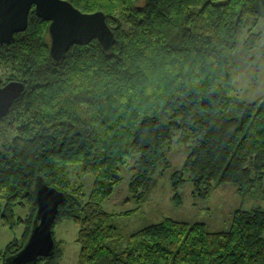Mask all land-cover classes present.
Listing matches in <instances>:
<instances>
[{
  "label": "trees",
  "instance_id": "obj_1",
  "mask_svg": "<svg viewBox=\"0 0 264 264\" xmlns=\"http://www.w3.org/2000/svg\"><path fill=\"white\" fill-rule=\"evenodd\" d=\"M67 1L101 11L115 42L108 52L95 40L74 44L55 62L49 22L31 7L26 29L0 44V86L24 84L0 118V225L22 227L0 258L28 239L40 178L64 200L51 225L53 251L35 264H59L63 242L53 225L62 219L77 226V264H264L260 208L234 210L220 232L164 218L128 235L102 208L124 169L139 208L157 168L170 167L172 140L190 143L182 168L169 174L174 203L186 179L199 197L233 184L238 195L264 199V94L249 103L232 96L233 54L240 40L245 50L258 46L264 0ZM69 165L93 178L87 197Z\"/></svg>",
  "mask_w": 264,
  "mask_h": 264
},
{
  "label": "rangeland",
  "instance_id": "obj_2",
  "mask_svg": "<svg viewBox=\"0 0 264 264\" xmlns=\"http://www.w3.org/2000/svg\"><path fill=\"white\" fill-rule=\"evenodd\" d=\"M138 4L141 5L142 0ZM259 22L253 30V32L261 34L258 46L252 50H245L240 40L233 54L237 64L238 77L232 96L245 103L252 102L264 94V24ZM189 144L177 143L172 140L166 155L170 167L167 169L161 166L157 168L154 175L155 186L147 196V200L139 208H137L136 200L129 197L126 188L130 174L127 169L122 170V181L115 187L112 197L104 200L102 204L103 210L112 214L110 222L117 225L122 234L128 235V233L144 226L161 222L164 218L188 223L200 222L205 224L207 230L220 232L229 228L234 210L242 208L264 210V199L250 195H238L233 184L219 185L206 197L194 195L192 186L186 179L187 174H185L186 180L178 187L181 201L174 203L170 198L172 191L169 174L171 171L182 168V161L189 152ZM68 168L70 179L77 184H83V190L87 197L91 191L93 178L89 175L78 174V169L74 166L69 165ZM127 211L131 212L127 215L123 213ZM53 226L55 239L63 242V254L59 264H77L80 249L76 242L77 226L68 219L59 220ZM21 231L20 225L14 226L13 229L0 225V250L14 237H18ZM0 264H5L1 258Z\"/></svg>",
  "mask_w": 264,
  "mask_h": 264
},
{
  "label": "water",
  "instance_id": "obj_3",
  "mask_svg": "<svg viewBox=\"0 0 264 264\" xmlns=\"http://www.w3.org/2000/svg\"><path fill=\"white\" fill-rule=\"evenodd\" d=\"M31 7L38 17L49 22L48 54L55 62L61 61L74 44L86 45L95 40L108 52L115 42L101 11L82 13L67 0H0V44H6L17 32L26 29ZM23 88L21 81H9L0 86V118L7 115ZM35 181L33 192L37 208L32 228L20 251L6 258L7 264H35L38 257H47L53 251L51 225L64 194L40 178Z\"/></svg>",
  "mask_w": 264,
  "mask_h": 264
}]
</instances>
